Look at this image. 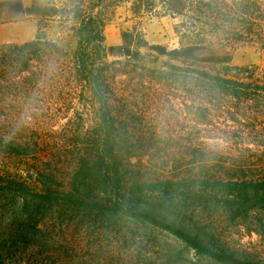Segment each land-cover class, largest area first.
<instances>
[{
  "label": "trees",
  "instance_id": "1",
  "mask_svg": "<svg viewBox=\"0 0 264 264\" xmlns=\"http://www.w3.org/2000/svg\"><path fill=\"white\" fill-rule=\"evenodd\" d=\"M134 1L177 19L178 47L137 29L107 45L111 15ZM0 9L60 31L0 44V264H176L136 226L175 236L198 264H264L232 245L242 230L264 239V67L232 57L245 43L264 52V0Z\"/></svg>",
  "mask_w": 264,
  "mask_h": 264
},
{
  "label": "rangeland",
  "instance_id": "2",
  "mask_svg": "<svg viewBox=\"0 0 264 264\" xmlns=\"http://www.w3.org/2000/svg\"><path fill=\"white\" fill-rule=\"evenodd\" d=\"M1 1V0H0ZM26 6H30L32 0H22ZM136 2L125 4L114 11L110 21L105 28L107 45L118 47L123 45L121 34L123 31L140 30L145 34L151 44L167 46L169 49L178 47V38L175 35L174 27L177 19L165 15V7L156 1V8L149 11L141 9L140 13L136 8ZM60 4V3H59ZM39 19L36 16L17 13L13 10L0 9V44L1 43H25L36 39L38 36L48 40H55L59 37L60 31L54 24H50L41 33L38 27ZM62 44L66 47L73 45V39L64 34ZM233 64L237 66L259 65L264 67V52L253 44H239L232 51ZM173 220H176L173 218ZM140 234H147L155 242H160L166 253L173 255L176 264H198L197 257L182 241L175 236L155 227H135ZM94 241L91 239L87 245L83 244V254L88 256L94 248ZM232 245L240 250H246L258 255L264 260V239L253 234L247 235L243 230L238 231L233 239ZM157 249L155 250V252ZM87 258V257H85Z\"/></svg>",
  "mask_w": 264,
  "mask_h": 264
}]
</instances>
